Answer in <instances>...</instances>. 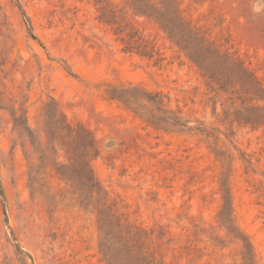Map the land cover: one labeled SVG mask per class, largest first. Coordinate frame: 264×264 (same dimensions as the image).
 <instances>
[{
	"label": "rangeland",
	"instance_id": "obj_1",
	"mask_svg": "<svg viewBox=\"0 0 264 264\" xmlns=\"http://www.w3.org/2000/svg\"><path fill=\"white\" fill-rule=\"evenodd\" d=\"M177 3L264 87V0ZM106 8L154 45L152 58L124 50ZM130 85L161 93L198 129L154 125L110 97ZM229 97L211 92L186 51L126 0H0V264H22L17 243L28 264H107L96 210L62 166L72 164L68 135L79 126L96 142L90 165L109 204L149 232L164 264H264V123L234 120ZM225 173L251 252L219 217Z\"/></svg>",
	"mask_w": 264,
	"mask_h": 264
},
{
	"label": "trees",
	"instance_id": "obj_2",
	"mask_svg": "<svg viewBox=\"0 0 264 264\" xmlns=\"http://www.w3.org/2000/svg\"><path fill=\"white\" fill-rule=\"evenodd\" d=\"M137 14L153 17L168 33L170 39L181 49L186 51L190 59L199 67L207 78V85L211 92L216 94L225 92L230 95V107L234 120L260 125L264 123V87L256 79L254 74L248 70L244 62L227 51L223 52L213 43L208 41L205 35L192 27L185 20L179 9L177 0H126ZM22 10V7L18 5ZM113 8V6L111 5ZM111 8V9H112ZM106 8L102 18L106 22L117 25L116 33L124 34V50L137 52L142 56L152 58L155 55L154 45L146 40L133 28L127 31L128 24H122V19L116 10ZM23 15L26 17V14ZM29 29L32 25L27 19ZM33 37L35 35L31 33ZM111 98L121 101L133 112L144 118L149 123L157 126L181 129H198L188 127L182 117L167 109L161 93H149L137 86H114L110 89ZM240 104L236 105V101ZM160 114L155 112V109ZM167 114H171L170 116ZM21 117L14 118L19 123ZM57 127L65 129V122L57 121ZM68 126V125H67ZM71 132V131H69ZM67 143L70 145V160L72 164H64L63 167H73L77 175L75 183L80 184L85 205L94 206L98 216V228L100 232L99 248L107 264H164L149 250V232L143 228L136 227L122 221L121 217L109 204L107 193L102 188L100 182L94 175L90 160L98 155L96 142L91 133L82 126L69 133ZM71 165V166H70ZM222 191L224 203L219 217L222 223L236 236L241 238L247 251L251 252V243L246 237L237 232V227L232 217L231 193L229 180L226 173L222 178ZM0 193L4 197L3 189ZM6 214V213H5ZM13 234V233H12ZM16 239V238H13ZM22 264H28L25 256L31 257L15 244Z\"/></svg>",
	"mask_w": 264,
	"mask_h": 264
}]
</instances>
